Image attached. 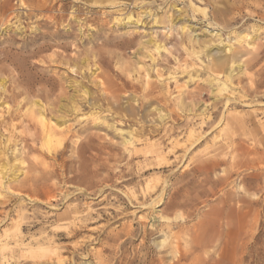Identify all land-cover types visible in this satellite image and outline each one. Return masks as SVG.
I'll return each mask as SVG.
<instances>
[{
    "label": "rangeland",
    "instance_id": "1",
    "mask_svg": "<svg viewBox=\"0 0 264 264\" xmlns=\"http://www.w3.org/2000/svg\"><path fill=\"white\" fill-rule=\"evenodd\" d=\"M0 184V264H264V0H0Z\"/></svg>",
    "mask_w": 264,
    "mask_h": 264
},
{
    "label": "bare ground",
    "instance_id": "2",
    "mask_svg": "<svg viewBox=\"0 0 264 264\" xmlns=\"http://www.w3.org/2000/svg\"><path fill=\"white\" fill-rule=\"evenodd\" d=\"M173 8H176V6L173 4ZM243 39H245L244 37L242 38H238L237 39V41H241V40H243ZM193 42V41H192ZM192 42H190V43H192ZM198 44V46H197V48H199L198 50H196L194 47H195V45H197ZM189 48H190V46H189ZM205 49H206V45H205V43L204 42H201V43H199V42H197V41H195V42H193V45L191 46V48H190V55H192L194 58H198V54L199 53H201V52H203V51H205ZM159 50V47H156V51H158ZM228 52H230V51H232L231 50V48L228 46V50H227ZM152 60L154 61V59L152 58ZM212 63V65H204L203 66V69L204 70H207L208 72H210L211 70H212V68H214L217 72H216V74L218 75V76H221L222 75V82L220 83V86H218L217 88V93L215 94L216 96H215V100H217V99H220V98H222L221 96H222V93L225 91V90H227V83H231V80H232V78L234 77L233 76V61H230V62H227V61H224L223 63H220L219 65H214L213 64V62H211ZM210 63V64H211ZM215 73V72H214ZM221 80L219 79V78H212V80H210V83L211 82H220ZM149 86V84H148V81H146L145 83H144V91H146L147 90V87ZM216 89V88H215ZM81 94L83 95V99H86L87 97H88V95H89V93L86 91V90H84V89H81ZM149 94H147V95H144V98H146L147 96H148ZM72 99H73V97H71ZM143 98V97H142ZM226 99V102L227 103H229L230 101H231V99H229V98H225ZM36 104V103H35ZM37 106L38 107H40L39 105H38V103H37ZM176 107H177V109H178V111H180V112H182L183 111V109L182 108H184L185 107V110H186V108L187 107H189L188 105H184V102L181 100V101H179V102H177V104H176ZM71 108L73 109V110H77V103L75 102V101H72L71 102ZM39 115H40V117H42L43 115H42V113L41 112H39ZM43 118V117H42ZM165 118H168V115H162V113H161V110L159 109L158 110V117H157V120L161 123V122H163L164 120H165ZM41 125L44 127V128H46V131H45V138H47L48 140H52V139H56L57 138V135L59 134L58 132H57V130H56V128L57 127H54V126H52V125H49L46 121H42L41 122ZM58 133V134H57ZM134 140H135V138H134V136H133V133H130L129 134V139L128 140H125V139H123V143L124 144H130L131 142H134ZM76 146V143H74V147ZM85 146V145H84ZM75 150H77V148L75 147ZM82 148H80V150H79V154H81L82 152ZM84 152V151H83ZM21 172V171H20ZM17 178H18V175H15V173H13L12 172V175H11V178L8 180V182L10 183L11 181H14V180H17ZM3 180V179H2ZM8 183V184H9ZM167 184V183H166ZM0 185H2V184H0ZM30 194H32V195H34V193L33 192H29ZM158 202V201H157ZM2 223V222H1ZM3 236V235H2ZM49 243H50V241H49Z\"/></svg>",
    "mask_w": 264,
    "mask_h": 264
}]
</instances>
